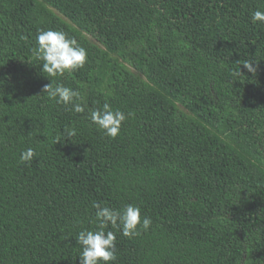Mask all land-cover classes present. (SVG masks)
Segmentation results:
<instances>
[{"label":"trees","instance_id":"trees-1","mask_svg":"<svg viewBox=\"0 0 264 264\" xmlns=\"http://www.w3.org/2000/svg\"><path fill=\"white\" fill-rule=\"evenodd\" d=\"M258 9L264 0H0V264H80L94 202L152 221L133 238L109 226L111 264H264ZM48 29L87 51L54 78L83 113L43 91L52 81L33 49ZM105 102L130 114L115 139L90 119Z\"/></svg>","mask_w":264,"mask_h":264},{"label":"clouds","instance_id":"clouds-1","mask_svg":"<svg viewBox=\"0 0 264 264\" xmlns=\"http://www.w3.org/2000/svg\"><path fill=\"white\" fill-rule=\"evenodd\" d=\"M251 19L253 24L264 25V11L259 9L254 11ZM36 44L33 56L42 62L40 64L42 72L52 81L50 85H45L44 93L52 101L71 106L70 110L76 113H83L85 107L80 102V93L63 84H55L54 78L83 68L87 61L86 49L80 46L75 38H69L63 31L52 29L39 30ZM253 64L248 61L243 66L249 72L255 73L256 68ZM239 75H241L240 69L233 72V76ZM127 115L119 109H113L105 102L102 107L91 111L90 119L105 136L115 139ZM35 155L34 149H26L20 155V163H30ZM93 207L96 209L93 221L96 225L95 229L82 230L76 236L82 249L79 254L80 264H111L116 260V234L107 230L109 226L120 230L124 237L133 238L138 236L141 230L147 231L152 224L151 219L142 217L141 209L133 204L124 205L121 209H112L94 202Z\"/></svg>","mask_w":264,"mask_h":264}]
</instances>
